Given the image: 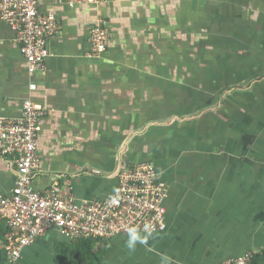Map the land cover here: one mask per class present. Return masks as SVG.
Segmentation results:
<instances>
[{
    "label": "crops",
    "instance_id": "crops-1",
    "mask_svg": "<svg viewBox=\"0 0 264 264\" xmlns=\"http://www.w3.org/2000/svg\"><path fill=\"white\" fill-rule=\"evenodd\" d=\"M38 3L62 26L42 74L29 76L0 19V118H19L26 99L45 110L33 188L67 182L78 202L104 200L118 172L148 162L166 191L164 227L135 251L127 235L100 241L107 251L97 264H220L247 252L264 264V0ZM100 18L108 45L92 60ZM14 179L0 157V196ZM70 243L49 230L16 264H57ZM0 264H10L4 250Z\"/></svg>",
    "mask_w": 264,
    "mask_h": 264
},
{
    "label": "built area",
    "instance_id": "built-area-1",
    "mask_svg": "<svg viewBox=\"0 0 264 264\" xmlns=\"http://www.w3.org/2000/svg\"><path fill=\"white\" fill-rule=\"evenodd\" d=\"M53 1L73 8L82 4L97 6L108 0ZM38 5V0H0V19L13 31L30 77L45 72L48 41L62 30L58 19L39 11ZM88 42L87 58L100 59L108 45L104 19H98L91 28ZM30 89L34 91L35 86ZM44 115L42 106L26 99L19 118H0V157L15 172L11 193L0 196V220L7 228L0 250L8 254L10 264H16L21 252L49 230H56L68 242H74L107 241L119 235L128 236L130 229L144 234L146 227L152 235L164 227L166 191L154 166L148 162L118 172L117 188L104 200L78 202L67 182L36 191L32 186L40 163L36 140ZM253 256L247 252L220 264H253Z\"/></svg>",
    "mask_w": 264,
    "mask_h": 264
},
{
    "label": "trees",
    "instance_id": "trees-1",
    "mask_svg": "<svg viewBox=\"0 0 264 264\" xmlns=\"http://www.w3.org/2000/svg\"><path fill=\"white\" fill-rule=\"evenodd\" d=\"M3 238L4 236L0 235V239ZM99 242V240L82 239L69 245H62L57 253L56 262L57 264H97L107 251V248L101 246ZM260 256V254L253 256V264H259Z\"/></svg>",
    "mask_w": 264,
    "mask_h": 264
},
{
    "label": "clouds",
    "instance_id": "clouds-1",
    "mask_svg": "<svg viewBox=\"0 0 264 264\" xmlns=\"http://www.w3.org/2000/svg\"><path fill=\"white\" fill-rule=\"evenodd\" d=\"M110 203L112 200L110 199ZM151 237V230L149 228L144 229V235L139 234L136 230L130 229L128 232V239L125 241V246L129 251H135L136 245H146L148 239Z\"/></svg>",
    "mask_w": 264,
    "mask_h": 264
},
{
    "label": "rangeland",
    "instance_id": "rangeland-1",
    "mask_svg": "<svg viewBox=\"0 0 264 264\" xmlns=\"http://www.w3.org/2000/svg\"><path fill=\"white\" fill-rule=\"evenodd\" d=\"M233 31L235 32V30H233ZM238 31H239V30H238ZM231 32H232V31H231ZM232 33H233V32H232ZM232 36H233V35H232ZM244 39H245V37H242V38H241L242 45L245 44V43H244L245 41H243ZM238 40H239V39H238ZM249 40H250V41H249L250 43L253 42V45H257V42H256V41H253L252 39H249ZM252 48H254V47H252ZM236 52L238 53V50H237ZM233 53H234V52H232V55H233ZM227 55H228L229 57H232L231 54H227ZM237 55H238V54L235 53V56H237ZM215 57L218 58V57H221V56L217 54V55H215ZM235 58H236V59H235ZM242 59H243V58H242ZM242 59L239 60V61H240V62H241V61L244 62L245 60H244V59L242 60ZM258 59H260V58H257V60H258ZM228 61H230V63H232V64H233V63L238 64V57H234V55H233V57L230 58ZM248 64H249V68H250L251 70H254L252 64H251V63H248ZM246 65H247V64H246ZM226 68H227V66H226ZM237 70H238V73H235V75H238V74H239V69H237ZM232 71L235 72V70H232ZM235 75H233V76H235Z\"/></svg>",
    "mask_w": 264,
    "mask_h": 264
}]
</instances>
